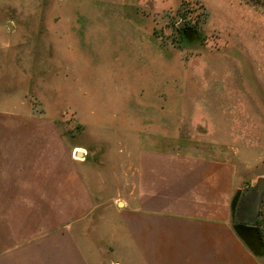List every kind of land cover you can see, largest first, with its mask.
<instances>
[{
    "label": "rangeland",
    "instance_id": "obj_1",
    "mask_svg": "<svg viewBox=\"0 0 264 264\" xmlns=\"http://www.w3.org/2000/svg\"><path fill=\"white\" fill-rule=\"evenodd\" d=\"M9 157L51 178L82 172L96 202L113 204L103 221L138 203L143 160L162 171L203 161L205 204L214 208L221 173L237 234L242 194L264 179V12L239 0H0V161ZM162 176L159 206L173 193ZM19 198L0 195V223ZM239 212L252 225L248 200ZM257 223L263 244L246 246L264 264V196ZM105 225L89 235L106 237ZM111 240L83 247L97 264H143L132 239Z\"/></svg>",
    "mask_w": 264,
    "mask_h": 264
},
{
    "label": "crops",
    "instance_id": "obj_2",
    "mask_svg": "<svg viewBox=\"0 0 264 264\" xmlns=\"http://www.w3.org/2000/svg\"><path fill=\"white\" fill-rule=\"evenodd\" d=\"M8 159V163L0 161V195L20 198L3 208L0 264H97L87 247H83L84 239H112V243L121 247L132 239L143 264H262L229 224L226 196L230 193L221 173L216 176L214 188L219 196L214 208L205 204L208 202L205 188L209 184L205 182L203 161L173 159L169 161V169L162 171L159 159L143 160L138 203L131 207L124 203L115 219L103 221L99 213L112 209L113 204L97 203L79 170L64 179L51 178L48 169L34 174L26 167L27 161ZM77 164L82 165L79 161ZM164 172L169 176L173 193L169 204L159 206L158 186ZM51 180L58 183L51 187ZM178 189H183L186 196L176 194ZM190 190L193 192L189 197ZM51 195L57 196L58 212L52 222L48 217L52 211ZM95 220L98 231L111 222L106 237L101 233L96 238L89 235L94 233ZM210 229L213 234L206 235L205 230ZM117 233L120 238L122 233L124 239L114 241ZM108 264L123 263L111 260Z\"/></svg>",
    "mask_w": 264,
    "mask_h": 264
},
{
    "label": "trees",
    "instance_id": "obj_3",
    "mask_svg": "<svg viewBox=\"0 0 264 264\" xmlns=\"http://www.w3.org/2000/svg\"><path fill=\"white\" fill-rule=\"evenodd\" d=\"M240 2L252 6L253 8L264 12V0H239ZM237 208V207H236ZM249 228H253V233L249 232ZM259 225L256 227L247 226L246 224H238L237 234L242 238L245 245L251 247V243L255 242L258 246H262L258 236ZM253 240V241H252Z\"/></svg>",
    "mask_w": 264,
    "mask_h": 264
},
{
    "label": "water",
    "instance_id": "obj_4",
    "mask_svg": "<svg viewBox=\"0 0 264 264\" xmlns=\"http://www.w3.org/2000/svg\"><path fill=\"white\" fill-rule=\"evenodd\" d=\"M81 156V153H78ZM264 196V179H259L256 187L247 189L242 194V199L248 200L251 210L253 222L251 223L253 227L258 225L260 205ZM121 205V204H120ZM252 220V219H251Z\"/></svg>",
    "mask_w": 264,
    "mask_h": 264
},
{
    "label": "flooded vegetation",
    "instance_id": "obj_5",
    "mask_svg": "<svg viewBox=\"0 0 264 264\" xmlns=\"http://www.w3.org/2000/svg\"><path fill=\"white\" fill-rule=\"evenodd\" d=\"M242 201V198L241 200L239 201L238 203V208H237V216L239 218V221H240V224H246V220H247V217L245 218L242 214H240L239 212V206H240V202ZM244 218V219H243ZM247 225V224H246ZM258 226V225H257Z\"/></svg>",
    "mask_w": 264,
    "mask_h": 264
}]
</instances>
